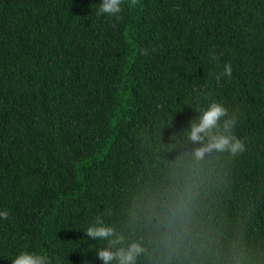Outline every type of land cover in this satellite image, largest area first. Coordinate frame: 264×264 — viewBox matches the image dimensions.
Here are the masks:
<instances>
[{"label": "trees", "instance_id": "obj_1", "mask_svg": "<svg viewBox=\"0 0 264 264\" xmlns=\"http://www.w3.org/2000/svg\"><path fill=\"white\" fill-rule=\"evenodd\" d=\"M98 2L0 0V264H102L97 219L136 264H264V0ZM211 100L245 147L197 161Z\"/></svg>", "mask_w": 264, "mask_h": 264}, {"label": "clouds", "instance_id": "obj_2", "mask_svg": "<svg viewBox=\"0 0 264 264\" xmlns=\"http://www.w3.org/2000/svg\"><path fill=\"white\" fill-rule=\"evenodd\" d=\"M123 12V0H99L96 8L97 15L120 20ZM232 68L225 64L220 77L230 76ZM198 115L189 121L184 129L187 138L197 146L191 152L193 159L199 161L205 158L206 153L227 152L236 155L244 150V142L233 131L236 124L234 115H229V109L221 102L211 100L206 106L197 105ZM9 212L0 211V219H7ZM87 237L107 242V247L96 250L102 264H136L137 257L144 251L137 241L124 243L125 237L115 232L114 228L97 219L84 229ZM11 264H52L49 255L28 249H19L10 258ZM56 264H60L57 259Z\"/></svg>", "mask_w": 264, "mask_h": 264}]
</instances>
